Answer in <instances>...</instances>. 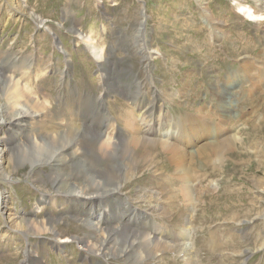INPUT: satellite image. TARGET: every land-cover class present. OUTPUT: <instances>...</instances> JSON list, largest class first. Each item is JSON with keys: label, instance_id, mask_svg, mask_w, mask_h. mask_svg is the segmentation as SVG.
I'll return each instance as SVG.
<instances>
[{"label": "rangeland", "instance_id": "rangeland-1", "mask_svg": "<svg viewBox=\"0 0 264 264\" xmlns=\"http://www.w3.org/2000/svg\"><path fill=\"white\" fill-rule=\"evenodd\" d=\"M261 3L264 6V0H0L1 69H8L7 64L13 63L15 57L31 56L34 70L38 74L44 71L33 94L61 113L86 107L90 100L101 96L110 82L116 88H112L114 91L105 102L110 114L118 118L124 108L131 107L128 92L135 89L134 80L148 78L159 95L162 93L155 109L158 117L180 124L194 118L197 126L209 127L205 136L209 134V143L216 145L223 137L232 138L226 144L232 146L224 154L212 147L206 150L207 139H200L199 155L185 164L162 156L160 149H156L157 153L154 150L153 158L141 151L142 156L147 154L150 159L127 156L138 160L135 168L131 166L136 175L122 182L123 197L138 202L144 188L151 194L149 202L154 204L161 200L162 190L172 188L168 190L177 202L169 195L162 198L169 207L155 209L161 216L157 219L163 218L172 233L181 234L173 230L184 228L185 242L195 246L193 253L203 260H196L195 264H264V10L258 8ZM78 32L89 37L96 50L102 52L103 66L94 60L92 45L86 46L76 36ZM144 41L151 52L147 58L138 52ZM236 74L241 78L238 87L239 82L233 79ZM229 78L235 87L228 100L234 116H225L218 107L221 89ZM183 91L186 96L179 97ZM163 98L168 100L165 104ZM2 102L0 96V107ZM187 111L197 115L182 116ZM117 122L115 128L108 129L109 135L116 131L125 136L137 133L125 130L122 121ZM129 123L131 127L134 122L130 119ZM7 127L6 123L0 125L4 140L10 139ZM24 139V134L18 141L13 139L11 147L16 142L24 143ZM37 168V172L28 173L26 164L13 171L11 179L0 177V190L7 200L6 213L0 212V264H134L87 253L76 239L66 238L65 242L61 238L63 242L58 243L51 233H29L13 229L15 225L5 231L8 216L34 221L58 219L54 224L64 231L63 236L88 232L74 219L67 197L46 182L52 167ZM184 168L187 171L182 174ZM114 174L112 171L111 175ZM189 177L197 188V208L206 210L209 219L202 216L190 221L193 205L182 207L183 187ZM77 211L79 217L85 213L93 218L98 215L94 212L91 216L88 207ZM231 211L237 215L232 216ZM214 230L217 240L213 242L204 234ZM173 236V240L178 239ZM195 239H201V244L195 243ZM202 243L207 247L223 244L208 251ZM236 243L237 249H233ZM157 254L163 264H187L175 251L166 249ZM148 260V264H157L153 257Z\"/></svg>", "mask_w": 264, "mask_h": 264}, {"label": "bare ground", "instance_id": "bare-ground-1", "mask_svg": "<svg viewBox=\"0 0 264 264\" xmlns=\"http://www.w3.org/2000/svg\"><path fill=\"white\" fill-rule=\"evenodd\" d=\"M18 3L21 4L20 1ZM258 8L263 11V3ZM241 12L247 16L245 10ZM76 36L80 37L86 46L90 47L93 44L89 37L81 35L80 32ZM144 42L145 44L141 46L138 52H143L142 58H147L151 52L146 41ZM95 47L92 45L94 60L98 62L99 66H103L102 52H98L99 49L96 50ZM59 49L62 52L65 51L63 47H59ZM30 57L27 55L15 57L14 62H9L7 64L8 69L4 71L0 65V96L3 97L0 107V125L6 123L9 126L7 130L10 135L8 140H4L0 136V177L9 180L13 171H17L26 164L29 167L28 173L37 172L38 166L52 167V173L46 176V182L52 190L67 197L68 206H71L69 210L75 213L74 219L81 222L88 232L74 236H63L64 231L60 230L58 224H54L58 219L34 221L32 219L18 220L8 216L5 220L6 229L4 230L9 231L8 226L13 227L12 225H15L13 229H24L29 233H51L54 237L53 241L58 243L62 241L61 238H64L65 242L66 238L76 239L87 253L120 259L123 263L148 264V259L153 257L157 260V264H163L162 260L158 258L157 252L166 249L175 251L176 255L181 254L187 264H195L196 260L201 263L202 257L192 251L195 246L185 242V235L182 233L184 228L180 227L173 230H179L181 234L172 233L170 225L163 218L157 219L161 216L156 213L155 209L159 210L163 205L169 207L162 198L167 199L169 195V199L172 198L175 204L177 202V199H174V195L169 191L172 188L162 190L160 192L161 200L155 201L154 204L149 202L151 194L144 188L139 193L136 200L138 202H132L131 198L123 197L120 190L122 182H127L136 175L132 167L137 166L138 160H131L127 156L131 154L142 156L141 151H145L153 158L155 151L156 153L159 152L156 149H160L163 151L162 154L160 153L162 156L171 157L173 162L174 159H177L185 164V161L191 162L195 156L199 155L197 150L200 146H197V141L200 139H207L204 143L206 150L212 147L219 154H224L227 148L232 146L231 143L226 146L232 138L223 137L219 145H216V142L209 143V134L205 136L209 127L203 124L201 127L197 126L194 118L188 122L183 121L185 124H180L176 120L158 117L155 112L158 107L157 91L147 81L135 83V89L128 92L131 107L124 108L122 115L118 118L110 114L111 112L107 108L108 102H105L106 96L114 91L112 88L115 86L110 82L107 83L101 96L95 100H90L86 107L79 106L78 109L61 113L56 107L50 103H45L38 95L33 94L36 90L34 87L38 85L40 79H43L44 71H40L38 74L32 67L34 63ZM36 73L38 78L31 83L30 81L33 80ZM63 75L65 82H67V71ZM233 79L239 82H237L238 87L241 84L240 76L236 74ZM231 81L230 78L227 79L218 100L219 110L225 116L235 115L234 111L230 109L228 101L235 92V87L230 84ZM180 93L179 97L184 98L186 96L185 91ZM196 113L199 112L196 110ZM196 113H188L187 111L182 116L193 117L192 115H197ZM83 118L88 121H83ZM130 119L134 122L131 127H129L131 125ZM163 119L165 120L163 121ZM117 120L123 122L122 127L125 130L131 129L137 133L125 136L116 131L115 135H109L108 129L115 128L118 124ZM94 124L96 125L93 126ZM23 134L26 138V140L24 139L25 142H16L15 146L11 147L12 140H20ZM160 137H164V140H159ZM142 157L150 159L147 154ZM118 158H121V162H118ZM112 171H115L114 175H111ZM186 171L187 169L184 168L181 173H186ZM185 180L188 182L183 187L184 200H181L184 201L182 207L190 204L194 207L190 221L202 216L204 219H209L210 214L207 218L206 210L200 211L197 208V202H199V198L196 197L197 193L195 194L197 188L194 187L190 177ZM206 191L209 193V187ZM42 197L47 200L44 195ZM169 199L168 201H171ZM6 203V197L0 190L1 213H6L4 211L7 209ZM82 207L91 209V216L94 212L98 215L93 218L85 213L79 217L77 209ZM36 210L34 209V211ZM233 211H231V215H237ZM60 220L64 221V219ZM216 233L217 230H214L211 233L206 232L204 236L214 242L217 240V238L214 239ZM173 234L178 239L173 240ZM233 239L235 240V238ZM194 242L199 245L201 239H195ZM222 244H212L208 247L203 244L205 246L203 248L208 251L216 250L218 245ZM237 244L233 246V249H237Z\"/></svg>", "mask_w": 264, "mask_h": 264}]
</instances>
